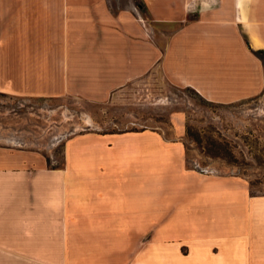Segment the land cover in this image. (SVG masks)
<instances>
[{
    "label": "crops",
    "instance_id": "1",
    "mask_svg": "<svg viewBox=\"0 0 264 264\" xmlns=\"http://www.w3.org/2000/svg\"><path fill=\"white\" fill-rule=\"evenodd\" d=\"M120 1L0 0V91L104 101L154 70L218 103L264 91V0ZM183 133L79 132L61 166L0 145V264H264V194L190 167Z\"/></svg>",
    "mask_w": 264,
    "mask_h": 264
},
{
    "label": "rangeland",
    "instance_id": "2",
    "mask_svg": "<svg viewBox=\"0 0 264 264\" xmlns=\"http://www.w3.org/2000/svg\"><path fill=\"white\" fill-rule=\"evenodd\" d=\"M120 3L125 6L126 0ZM134 11L145 15L138 2ZM142 129L158 130L167 139L184 130L190 167L240 176L254 193L264 194V91L218 103L193 87L173 84L158 70L133 79L104 101L0 91V145L38 150L52 166L63 164L64 144L73 134Z\"/></svg>",
    "mask_w": 264,
    "mask_h": 264
},
{
    "label": "trees",
    "instance_id": "3",
    "mask_svg": "<svg viewBox=\"0 0 264 264\" xmlns=\"http://www.w3.org/2000/svg\"><path fill=\"white\" fill-rule=\"evenodd\" d=\"M254 53L256 55H258L263 60V62H264V49L254 50ZM186 151H187V147H186ZM250 191H251L252 194H258V193H254L251 189H250Z\"/></svg>",
    "mask_w": 264,
    "mask_h": 264
}]
</instances>
